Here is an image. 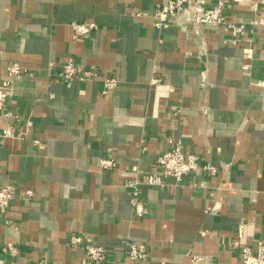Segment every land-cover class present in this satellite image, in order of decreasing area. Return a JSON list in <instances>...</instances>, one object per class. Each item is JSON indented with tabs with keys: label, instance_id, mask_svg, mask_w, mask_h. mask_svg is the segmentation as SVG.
<instances>
[{
	"label": "crops",
	"instance_id": "1",
	"mask_svg": "<svg viewBox=\"0 0 264 264\" xmlns=\"http://www.w3.org/2000/svg\"><path fill=\"white\" fill-rule=\"evenodd\" d=\"M160 1L0 0V80L12 62L28 69L6 102L12 115L0 113V128L27 130L0 142V186L14 194L0 264H82L71 234L104 246L101 264H124L125 238L149 245L145 264H191L192 254L244 264L241 248L264 241V0H207L244 32L204 25L206 53L193 25L154 26ZM74 21L98 28L74 39ZM69 58L99 77L59 78ZM108 76L118 86L103 94ZM173 139L217 171L142 185L138 216L130 166L155 170ZM106 156L117 166L100 168Z\"/></svg>",
	"mask_w": 264,
	"mask_h": 264
},
{
	"label": "built area",
	"instance_id": "2",
	"mask_svg": "<svg viewBox=\"0 0 264 264\" xmlns=\"http://www.w3.org/2000/svg\"><path fill=\"white\" fill-rule=\"evenodd\" d=\"M154 26L166 28L170 25H178L183 31H189L191 25L194 26V33L200 38V52L206 53L207 40L204 37V25L222 27L233 34L244 32V25L238 24L227 18L224 12L222 1L212 6L207 5V0H161L157 3L153 13ZM73 38L91 34L98 28L94 21H74ZM28 69L19 62H12L5 68L4 76L0 80V113L3 117L12 115L11 111H5L6 102L13 93L15 80ZM56 75L63 80L91 81L99 77L100 72L95 68H87L75 62L74 58H69L57 70ZM159 82L158 78H153L152 83ZM118 86V79L114 76L104 78L103 94H108ZM33 121L27 119V127H31ZM27 131V130H26ZM26 131H19L15 124L0 128V142L6 138H23ZM171 148L165 150L156 158L155 170L142 168L139 164H132L129 176L124 182V187L130 191V202L138 216L144 214V204L140 200L141 186L144 184L153 186H164V178L172 176L176 181H181L185 175L198 169H203L214 173L216 166L211 163H202L196 154L186 153L183 144L179 139H173ZM102 169H113L117 166V160L113 157H102L99 163ZM29 193H32L29 191ZM14 199V194L7 186H0V216H4L7 223L8 210ZM219 207L214 206L215 211ZM68 244L73 247H82L84 257L82 264H101L108 258L107 250L104 246L87 242L81 234H71ZM3 252L12 256L19 254L18 246L13 242H7L3 247ZM244 264H264V241L257 240V248L243 246L240 250ZM211 255L192 254L191 264H212ZM149 258V245L146 242H137L125 238L124 240V264H145ZM3 261V260H2ZM32 264H46L45 260H38Z\"/></svg>",
	"mask_w": 264,
	"mask_h": 264
}]
</instances>
